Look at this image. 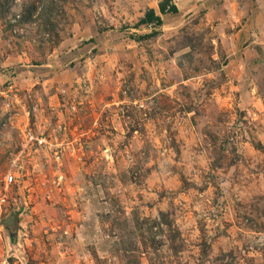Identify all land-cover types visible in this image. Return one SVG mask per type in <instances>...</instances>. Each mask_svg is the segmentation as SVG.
Wrapping results in <instances>:
<instances>
[{
    "label": "rangeland",
    "instance_id": "obj_1",
    "mask_svg": "<svg viewBox=\"0 0 264 264\" xmlns=\"http://www.w3.org/2000/svg\"><path fill=\"white\" fill-rule=\"evenodd\" d=\"M163 1L0 0V264H264V0Z\"/></svg>",
    "mask_w": 264,
    "mask_h": 264
},
{
    "label": "trees",
    "instance_id": "obj_2",
    "mask_svg": "<svg viewBox=\"0 0 264 264\" xmlns=\"http://www.w3.org/2000/svg\"><path fill=\"white\" fill-rule=\"evenodd\" d=\"M170 2L171 0H164L163 2L159 3L158 10L160 14L177 12L176 6L174 4H171ZM161 22H162L161 17L157 15L154 10H149L148 12H146L145 16L142 19H140V24L142 25L160 26Z\"/></svg>",
    "mask_w": 264,
    "mask_h": 264
},
{
    "label": "built area",
    "instance_id": "obj_3",
    "mask_svg": "<svg viewBox=\"0 0 264 264\" xmlns=\"http://www.w3.org/2000/svg\"><path fill=\"white\" fill-rule=\"evenodd\" d=\"M27 137H28L27 140L30 141V142H33L34 143L36 141V138L33 135H31V134L30 135H27Z\"/></svg>",
    "mask_w": 264,
    "mask_h": 264
}]
</instances>
